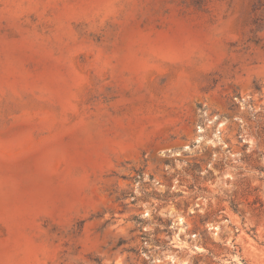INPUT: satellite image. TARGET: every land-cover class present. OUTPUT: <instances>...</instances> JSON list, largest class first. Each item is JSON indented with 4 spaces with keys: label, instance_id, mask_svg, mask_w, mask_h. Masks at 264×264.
Listing matches in <instances>:
<instances>
[{
    "label": "rangeland",
    "instance_id": "rangeland-1",
    "mask_svg": "<svg viewBox=\"0 0 264 264\" xmlns=\"http://www.w3.org/2000/svg\"><path fill=\"white\" fill-rule=\"evenodd\" d=\"M0 0V264H264V0Z\"/></svg>",
    "mask_w": 264,
    "mask_h": 264
},
{
    "label": "trees",
    "instance_id": "trees-1",
    "mask_svg": "<svg viewBox=\"0 0 264 264\" xmlns=\"http://www.w3.org/2000/svg\"><path fill=\"white\" fill-rule=\"evenodd\" d=\"M204 1H205V0H195V2H194V3H196V4H200V5H201V4H203V3H204Z\"/></svg>",
    "mask_w": 264,
    "mask_h": 264
}]
</instances>
